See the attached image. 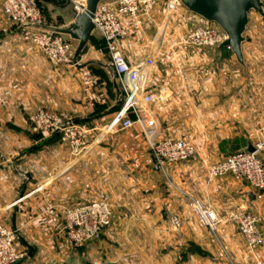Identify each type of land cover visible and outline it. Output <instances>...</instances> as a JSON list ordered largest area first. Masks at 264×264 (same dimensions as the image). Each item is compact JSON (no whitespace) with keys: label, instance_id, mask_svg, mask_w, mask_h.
I'll return each mask as SVG.
<instances>
[{"label":"crops","instance_id":"1","mask_svg":"<svg viewBox=\"0 0 264 264\" xmlns=\"http://www.w3.org/2000/svg\"><path fill=\"white\" fill-rule=\"evenodd\" d=\"M42 2L48 8V19L54 22L44 25H58L61 16L59 10L49 1ZM167 3V0H159L153 15L146 18L141 26L129 18L123 19L130 34L123 46V53L129 62L136 64L147 59L146 52L135 55L131 52L133 50L128 49L129 45L133 47L143 40V36L136 35L133 39L131 35L145 34L146 30L148 35H144V38L150 41L164 18ZM176 9L174 20L178 23H207L182 5ZM70 22V18H63V24ZM165 25L166 21L162 30ZM263 33L264 18L254 19L250 13L243 43L245 66L237 62L229 48L219 46L217 51H214L225 62H229L232 68H238L235 77H239L240 81L246 80L247 75H250L252 62L257 59L255 55L264 53L261 51L264 49ZM95 34L98 35L92 37L85 53L101 56L102 60L106 58L107 63H103L109 64L108 56L102 53V38L99 33ZM96 39L98 41H95ZM7 41L0 40V56L6 53ZM16 49L18 50L17 47ZM9 53L16 60L13 64L10 63L12 66L9 68L16 72L21 69L23 74H31L26 80L24 77L22 83L26 86H21L17 97L7 101L5 107L2 106V119H13L15 124L22 126L29 120L28 110L42 105L49 108L62 107L75 116L76 120L89 125H104L111 122L120 108L121 98L112 75L100 66H66L56 69L35 51L19 50ZM153 67L154 63L149 72L147 89L158 94V98L151 104L152 112L158 119L163 134L186 138L192 143L195 157L172 166L171 186L165 181H160L158 212H143L150 219H158V226L135 224L133 227L115 228L114 231H124L123 233L133 236L135 242L137 236H144L142 239L145 248L149 246L150 235L161 236L158 240V253L144 255L143 259L152 260V263L158 260L159 264H254V256L236 225L230 221L229 214L232 211L248 209L260 215V226L264 235V190H255L246 181L236 180L230 175L209 179L208 168L210 164L224 159L225 156L247 150L249 146L254 147L261 139L264 123V86H247L241 82L239 86H168L163 83L148 86L149 80L157 76V68ZM1 68L8 73L7 65H1ZM58 82L62 86H56ZM54 98L56 101L53 102ZM21 126L17 127L18 130L11 128L12 130L6 132V137L29 139ZM133 129L100 133L93 131L89 141L90 150L79 157L74 156L71 149L61 143L59 135L53 138L54 134L47 133L34 136L35 141L28 147H7L5 153L0 154L3 162L6 160L0 167V178L1 175L7 177L6 180L0 179L2 218L6 220L10 217L11 226L22 230V237L35 252V245L24 235L37 237L41 232L55 228L53 224L60 210L51 209V204L70 205L100 200L104 194L105 179L110 180L108 187L113 188L112 192L114 188L119 190L121 177L126 173L120 163L121 154L127 152L129 147L132 151L135 150L136 132H140L137 127L136 131ZM140 134L139 137H143L141 132ZM38 145L40 146L36 147ZM105 166H109L108 170L111 171L109 177L106 175L107 178L104 175ZM153 168L158 172L155 164ZM127 181V195L130 199L127 200L131 201L133 197L132 202H136L134 180ZM154 187L149 183L150 192L147 191L143 201L153 202L156 197L152 195L151 189ZM190 197L205 202L220 215L223 221L217 233H212L197 222L188 205ZM111 198L115 201L118 196L113 193ZM174 217L182 220L178 229L173 225ZM81 251H86L84 263L91 264L87 258V247ZM257 255L264 259V244ZM123 258L121 264H130V260L131 264L136 262V254L132 252H127ZM42 263L43 260L30 256L20 264Z\"/></svg>","mask_w":264,"mask_h":264},{"label":"built area","instance_id":"2","mask_svg":"<svg viewBox=\"0 0 264 264\" xmlns=\"http://www.w3.org/2000/svg\"><path fill=\"white\" fill-rule=\"evenodd\" d=\"M78 11L85 10L83 0H74ZM159 0H107L101 3L93 21L96 32L103 40V50L109 58V65L118 76L123 103L107 125L109 131L116 128L127 130L139 128L157 160V166L166 173L177 163L187 162L195 156L192 143L186 138H176L163 134L162 127L152 112L151 104L157 100L158 94L149 92L147 82L154 58L159 51L157 45L152 46L151 54L146 60L133 64L124 53L123 46L128 32L123 19L129 18L137 25L153 15ZM179 0H168L166 18L180 6ZM3 11L6 18L19 24L25 30V38L35 45L54 65L76 67L73 62L76 45L65 35L45 31L34 25L41 24L42 11L37 0H4ZM162 37V34H161ZM227 35L216 24L195 25L186 36V43L194 47L216 48ZM126 99L123 100V96ZM35 126L49 135L57 133L67 144L74 156L90 150V135L92 129L87 123L73 120L68 115H58L39 109L33 116ZM255 151L243 150L236 154L212 163L208 168V178L232 176L236 180L246 181L255 190H264V160L260 152L263 144L257 142ZM189 208L197 222L212 233H217L222 218L205 202L190 197ZM111 210L102 200H95L80 208L66 212L67 229L71 234V244L84 246L85 243L98 240L103 230L109 224ZM262 217L248 209L232 211L229 219L233 222L247 248L254 256V264H264V259L257 253L264 244L261 230ZM174 226L179 228L182 220L174 217ZM18 229L9 228L0 221V264H16L24 257L18 247Z\"/></svg>","mask_w":264,"mask_h":264},{"label":"rangeland","instance_id":"3","mask_svg":"<svg viewBox=\"0 0 264 264\" xmlns=\"http://www.w3.org/2000/svg\"><path fill=\"white\" fill-rule=\"evenodd\" d=\"M37 1L42 11L41 24L54 23L53 20L48 19V11L46 10L48 8L43 4L42 0ZM1 2L2 10L0 11V40L1 42H5L6 40L8 41L5 43V45L7 46L6 53L0 56V110L2 109V106L5 107V103L7 101L17 97L16 94L20 93L21 86H26V84L22 83L24 77L26 80V78L31 74H23V71L21 69L17 70L16 72L13 68H9L14 63L15 58L11 56L10 53L8 54V52L19 50L35 51L37 54L40 55L41 58L46 59V61L49 62V64L56 69L68 66L52 64L51 61L35 45H33L30 41L25 38L24 28L19 24L9 21L6 18L3 11L4 0H2ZM176 10L177 9H175L169 15L166 21V25L162 30V27L164 25L163 22L166 18V11L163 18L164 20H161L159 26L156 28L155 33L153 34L154 36L150 39V41L144 38V35H148L146 30L145 34L135 33L131 35L133 39L136 35L138 37L143 36L142 42L138 45L135 44L136 46L134 45L133 47L129 45L128 49L133 50L131 51L133 52V54L139 55L144 51V54L146 52V57H148L151 54L150 47L157 44V48L159 49L153 62L154 67L155 65H157L155 67V69L157 68V76L153 77L152 75L153 78L149 80L148 86H152L154 84L159 85L161 83H163V85L168 86H239L240 82L245 85L247 84V86H264L263 52H260L259 54L255 55L257 59L252 62L253 65L251 67V72L249 71L250 75H247L246 80L242 79L240 81L239 77H235V72H237L238 68H236L235 66L232 68L229 62H225L223 58H220L219 55H216L214 53V51H217L218 47H194L188 45L185 42L187 34L197 24L193 22L178 23V21L174 20V16H176ZM251 15L254 19L262 18L255 11H252ZM127 32L128 38L130 34L128 30ZM262 35L264 36V33ZM96 41H98V39H96ZM16 47L18 48V50L16 49ZM102 51L101 52L106 55L103 48ZM261 51H264V49H262ZM91 58L95 60L100 59L99 61H104L107 63L106 58L102 60L103 58L101 56L88 53H85L83 55L82 61L85 63L91 60ZM10 63L12 64L10 65ZM1 65L5 67L7 65L8 73L5 72L3 68H1ZM116 79L118 81V76H116ZM109 83L112 86V83ZM56 86H62V84L58 82ZM60 89H62V87ZM122 99L125 100L126 96L124 95ZM53 100L56 101L55 98L52 99V101ZM122 103L123 101L121 100L120 106ZM39 109L50 111L58 115H68L73 120H76L75 116H73L68 111L63 110L62 107L49 108L42 105H36L34 106V108L28 110L29 120L27 123H23L22 126L15 124L13 119H8L7 121V119H2L1 117L0 154H4L5 149L7 147L13 149L20 147H28L31 142L35 141L36 138L34 136L45 133L44 131L38 129L33 122V116ZM108 124H88V126L92 129V132L94 131L96 133L114 132L115 130H120L119 128H116L112 131H109V129L107 128ZM20 126L22 127L24 132L30 137L29 139L20 140L16 137H6L7 131L12 129L18 130L19 128L17 127ZM133 130L136 131L137 129L134 128ZM140 132L142 133L141 130ZM140 132H136L137 143L134 145L135 150L132 151V148L129 147V150L127 152L121 154L120 163H122V166H124L123 169L126 173L125 175L123 174L124 176L121 177V182L119 183V190L117 188H114V192H112L113 188L110 189V187H108L110 180L105 179L104 194L102 195L100 200L108 204L111 210V215L109 218V224L103 230V233L101 234L100 238L98 240L89 241L81 247L78 245L71 244V240H69L72 238V236L70 233H68L66 225L67 220L65 216L66 212L88 205L92 202V200L84 203H72L70 205H63L59 203L51 204V209L60 210L58 218L57 220H55V224H53L55 228L49 231L45 230L44 232L38 234L37 237L36 235H24L30 239V241L35 245L36 248L33 255H31V258L43 260L42 264H85L84 253L86 251L81 250L87 247V258L89 259V261H91V264H115L117 262L121 264V261L124 259L123 256L127 252H132L136 254V262L134 264H159V262H157L158 260L152 263V260H144L143 258L145 254L156 255V253H158V240L161 236L150 235L148 241L149 246L145 248L142 239L144 236H140V238L139 236H137L139 240L137 239V242H135V238H133V236L129 234L123 233L124 231H114L115 228L133 227L135 224H137L138 226H158V219H150L143 212L147 211L148 214H152L156 211L158 212V196L160 195L161 191L160 181H165L167 182V184L170 185L172 179L171 170L164 173L162 170H160L159 166H157V160L152 154V151L145 139L144 134L142 133L144 138L139 137L141 135ZM261 135V139L257 142H261L263 144V149L261 150L260 155L264 160V123L262 124ZM141 138L142 140H140ZM61 143L65 144L62 140ZM226 157L227 156H225L224 158ZM5 162H3V160L0 158V167ZM154 164L157 167L158 172L154 170ZM108 168L110 167L105 166L104 175L106 178L107 176L109 177L111 173ZM1 178L3 180L7 179L5 175H1ZM127 180H134L135 197L137 198L135 200L136 202H132L133 197H131V201L127 200L129 199L127 195L129 193ZM148 182L155 186L153 189H151L153 193L152 195L156 197L153 199V202H151L150 200H144L145 202L143 201L144 195L147 194V191L150 192ZM113 193L114 195L118 196L117 199H114L115 201H113L111 198ZM133 214L135 215L132 217ZM0 221L3 222L7 227L13 228L11 226L10 217L6 220L2 218L1 209ZM18 232L19 236H22V230L18 229ZM18 247L24 254H26L27 248L23 245L20 239L18 240ZM143 247L145 248V251ZM129 262L130 264L132 263L131 260Z\"/></svg>","mask_w":264,"mask_h":264},{"label":"water","instance_id":"4","mask_svg":"<svg viewBox=\"0 0 264 264\" xmlns=\"http://www.w3.org/2000/svg\"><path fill=\"white\" fill-rule=\"evenodd\" d=\"M51 2L60 12L58 25L36 24L37 28L45 31L53 32L68 36L76 43V49L73 62L77 68H85L90 65L100 66L112 75L114 85L118 90L121 98V90L119 88L116 74L109 64L97 60H90L83 63L81 61L83 54L89 46V42L96 33V25L93 21L94 14L98 6L107 0H83L85 2V10L78 11L74 0H46ZM189 12L203 18L207 22L218 25L227 35V39L220 45L223 48H229L233 52L237 62L245 66L243 54V43L245 42V32L249 24V15L252 11L257 12L264 18V3L262 0H179ZM71 19L68 24H63V18ZM55 133L52 137H57ZM40 145L36 146L39 147ZM35 147V148H36ZM34 149V148H33ZM249 152H254L255 148L249 146ZM16 215V214H15ZM14 229H17L14 227ZM21 242L28 248V252L16 264H20L23 260L30 257L34 248L22 237L19 236Z\"/></svg>","mask_w":264,"mask_h":264},{"label":"trees","instance_id":"5","mask_svg":"<svg viewBox=\"0 0 264 264\" xmlns=\"http://www.w3.org/2000/svg\"><path fill=\"white\" fill-rule=\"evenodd\" d=\"M95 41H96V40H95ZM102 45H103V40H101V46H102ZM119 107H120V106H119ZM119 107H118V108H119Z\"/></svg>","mask_w":264,"mask_h":264}]
</instances>
